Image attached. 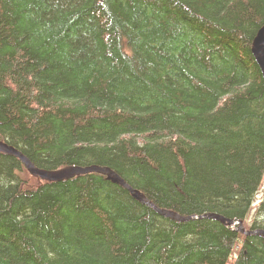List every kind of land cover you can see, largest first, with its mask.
<instances>
[{
  "label": "trees",
  "instance_id": "16d2710c",
  "mask_svg": "<svg viewBox=\"0 0 264 264\" xmlns=\"http://www.w3.org/2000/svg\"><path fill=\"white\" fill-rule=\"evenodd\" d=\"M263 26L264 0H0V140L264 231ZM236 228L0 153V264H264V239Z\"/></svg>",
  "mask_w": 264,
  "mask_h": 264
},
{
  "label": "water",
  "instance_id": "95a60500",
  "mask_svg": "<svg viewBox=\"0 0 264 264\" xmlns=\"http://www.w3.org/2000/svg\"><path fill=\"white\" fill-rule=\"evenodd\" d=\"M252 55L255 59L257 66L259 67L263 80H264V26L258 31L256 37L254 38L252 44ZM0 153L6 154L12 157L17 158L24 169L33 177L45 181V182H62L69 180L73 177L86 175L91 173L101 174L107 178L111 183L119 185L126 189L131 197L138 201L139 203L149 206L156 211L157 214L164 218L171 219L176 222H187L190 220H199V219H210L220 222L221 224L227 227H236V232L244 236L256 235L264 239L263 230H245L243 227L242 221H232L226 219L218 214L207 213L201 216H189L182 217L173 212L161 210L152 205L139 191L131 188L126 182H124L119 176H117L113 171L107 167H101L97 165L82 167V166H68L62 169L55 171H49L44 169H39L35 167L19 150L15 149L12 146H9L6 143L0 142Z\"/></svg>",
  "mask_w": 264,
  "mask_h": 264
},
{
  "label": "rangeland",
  "instance_id": "374dc122",
  "mask_svg": "<svg viewBox=\"0 0 264 264\" xmlns=\"http://www.w3.org/2000/svg\"><path fill=\"white\" fill-rule=\"evenodd\" d=\"M263 189H264V181H263V183H262V186H261L260 190H263ZM260 197H261V194L259 193V194L257 195V197L255 198V199H256V202H255L254 205H252L253 210L250 212V214H249V216H248V218H247V220H246V222H245L247 227H249V226L251 225V223L253 222L254 214H255L254 209H255V206H256V204H257V201L260 199ZM244 228H245V227H244ZM245 229H246V228H245Z\"/></svg>",
  "mask_w": 264,
  "mask_h": 264
},
{
  "label": "bare ground",
  "instance_id": "6f19581e",
  "mask_svg": "<svg viewBox=\"0 0 264 264\" xmlns=\"http://www.w3.org/2000/svg\"><path fill=\"white\" fill-rule=\"evenodd\" d=\"M257 35V34H256ZM256 37V36H255ZM254 41V40H253ZM253 44V43H252ZM251 52H252V48H251ZM260 70V69H259ZM261 72V71H260ZM262 75V74H261ZM263 78V77H262ZM263 82H264V80H263ZM0 142H2L1 140H0ZM2 143H4V142H2ZM29 174V173H28ZM30 175V174H29ZM31 176V175H30ZM33 177V176H32ZM39 180V179H38Z\"/></svg>",
  "mask_w": 264,
  "mask_h": 264
}]
</instances>
